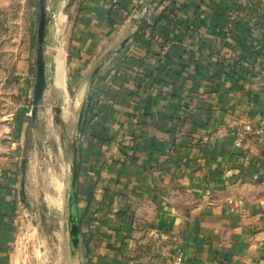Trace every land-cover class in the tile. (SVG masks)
Masks as SVG:
<instances>
[{
    "label": "crops",
    "instance_id": "crops-1",
    "mask_svg": "<svg viewBox=\"0 0 264 264\" xmlns=\"http://www.w3.org/2000/svg\"><path fill=\"white\" fill-rule=\"evenodd\" d=\"M70 1L45 0L37 123L55 103L64 121L82 112L84 264H134L138 232L167 241L179 264H264V152L250 135L234 146L232 132L264 119V0ZM24 40L0 51V102L11 108L0 118V264H13L19 166L35 154Z\"/></svg>",
    "mask_w": 264,
    "mask_h": 264
},
{
    "label": "rangeland",
    "instance_id": "rangeland-1",
    "mask_svg": "<svg viewBox=\"0 0 264 264\" xmlns=\"http://www.w3.org/2000/svg\"><path fill=\"white\" fill-rule=\"evenodd\" d=\"M37 12L33 0H11L8 5L0 7V51H11L18 41L25 39L24 41L28 42L30 39V43H26L24 47V54L28 51L32 54L30 70L33 83ZM17 46L19 51L22 45L20 43ZM5 60L1 55L0 61ZM17 77H20V74H12L9 80L12 79L13 82ZM4 78L5 74L0 71V82H3ZM8 84L9 88L10 83ZM14 90L15 85L12 86L13 95L21 98ZM25 99L30 113L32 96ZM20 103L24 102L18 99L16 104ZM55 105L54 118L51 121L41 120L40 124L35 125L30 123V128L27 129V145L32 147L35 154H32L31 159L28 158L29 155L25 159L22 158V164L19 166L25 186L19 190L20 202L14 214L13 264L84 263L83 250L79 251L78 248L75 253L70 251L67 222V199L75 153L72 144L77 145V120L80 110L77 108L70 118L64 121L59 103ZM7 108L11 110L0 102V118L2 111ZM36 126L38 130L36 128L35 133H39L31 137L30 130ZM168 244L165 240L138 232L132 238L130 257L134 264H179L176 262L178 253L170 252Z\"/></svg>",
    "mask_w": 264,
    "mask_h": 264
},
{
    "label": "water",
    "instance_id": "water-1",
    "mask_svg": "<svg viewBox=\"0 0 264 264\" xmlns=\"http://www.w3.org/2000/svg\"><path fill=\"white\" fill-rule=\"evenodd\" d=\"M73 0L70 1L71 4ZM38 22L36 31L35 48V81L32 87V101L30 108V122L37 124V111L42 104V97L47 86L46 59L44 56V40L47 31L46 3L45 0H38ZM127 39L123 40V46ZM82 112L80 111L77 120V127L80 128ZM77 184H78V165L77 156L74 153L72 161V173L70 179V188L67 199V222L69 232V247L71 253H75L79 247L80 227L77 212Z\"/></svg>",
    "mask_w": 264,
    "mask_h": 264
},
{
    "label": "built area",
    "instance_id": "built-area-1",
    "mask_svg": "<svg viewBox=\"0 0 264 264\" xmlns=\"http://www.w3.org/2000/svg\"><path fill=\"white\" fill-rule=\"evenodd\" d=\"M50 19L54 22L57 19V15L54 12L49 13ZM136 122V120H134ZM234 140L233 144L236 147H241L243 140L247 135H250L254 138L256 143L259 145L261 150L264 152V119L256 124H251L249 122H243L239 126H235L232 129ZM181 254H178L176 257V262L180 263Z\"/></svg>",
    "mask_w": 264,
    "mask_h": 264
},
{
    "label": "trees",
    "instance_id": "trees-1",
    "mask_svg": "<svg viewBox=\"0 0 264 264\" xmlns=\"http://www.w3.org/2000/svg\"><path fill=\"white\" fill-rule=\"evenodd\" d=\"M33 4L36 6V8L38 9V12H37V15H38V13H39V8H38V0H33ZM37 20H38V17H37ZM83 111H84V104H83ZM72 147L74 148V151H75V153H76V151L78 150V147H77V145H76V143L74 144H72ZM78 219H79V222H80V216H78ZM84 264V263H83Z\"/></svg>",
    "mask_w": 264,
    "mask_h": 264
}]
</instances>
